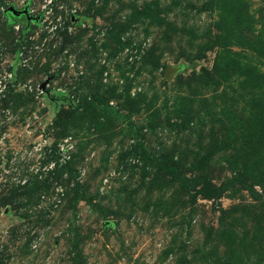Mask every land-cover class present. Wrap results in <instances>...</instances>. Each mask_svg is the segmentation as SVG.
Segmentation results:
<instances>
[{
    "label": "rangeland",
    "instance_id": "obj_1",
    "mask_svg": "<svg viewBox=\"0 0 264 264\" xmlns=\"http://www.w3.org/2000/svg\"><path fill=\"white\" fill-rule=\"evenodd\" d=\"M0 264H264V0H0Z\"/></svg>",
    "mask_w": 264,
    "mask_h": 264
},
{
    "label": "water",
    "instance_id": "obj_2",
    "mask_svg": "<svg viewBox=\"0 0 264 264\" xmlns=\"http://www.w3.org/2000/svg\"><path fill=\"white\" fill-rule=\"evenodd\" d=\"M9 10L13 13V15H16L17 14V12L14 11L12 8H9Z\"/></svg>",
    "mask_w": 264,
    "mask_h": 264
},
{
    "label": "trees",
    "instance_id": "obj_3",
    "mask_svg": "<svg viewBox=\"0 0 264 264\" xmlns=\"http://www.w3.org/2000/svg\"><path fill=\"white\" fill-rule=\"evenodd\" d=\"M28 25V24H27Z\"/></svg>",
    "mask_w": 264,
    "mask_h": 264
}]
</instances>
